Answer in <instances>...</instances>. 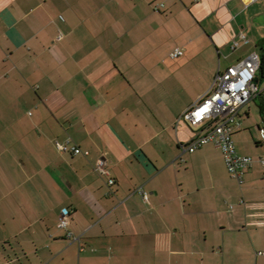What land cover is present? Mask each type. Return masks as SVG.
Returning a JSON list of instances; mask_svg holds the SVG:
<instances>
[{
    "label": "crops",
    "instance_id": "1",
    "mask_svg": "<svg viewBox=\"0 0 264 264\" xmlns=\"http://www.w3.org/2000/svg\"><path fill=\"white\" fill-rule=\"evenodd\" d=\"M262 47L264 0H0V264H264L252 100L247 186L213 144L180 149L183 112Z\"/></svg>",
    "mask_w": 264,
    "mask_h": 264
},
{
    "label": "built area",
    "instance_id": "2",
    "mask_svg": "<svg viewBox=\"0 0 264 264\" xmlns=\"http://www.w3.org/2000/svg\"><path fill=\"white\" fill-rule=\"evenodd\" d=\"M157 8V7H156ZM241 40L247 41L244 33L240 35ZM239 41H233L232 49L238 48ZM183 55L180 48L170 53L171 58ZM261 64L260 53L251 51L238 63L228 66L224 70H218L214 81L207 93L188 107L182 117L193 127L192 137L185 143L180 144L182 152H194L198 148L213 144L223 154L229 174L238 181L244 183L245 171L253 165V157L237 152L233 139L234 134L241 128L239 119L241 108L252 99L260 95L262 89L257 83V74ZM260 135L264 140V127L260 128ZM57 148L62 152L70 151L73 154L84 153L80 147L66 142H56ZM264 164V160L262 161ZM101 175H110L104 162L99 161L95 167ZM114 179H109L108 184H114ZM143 198L149 202L146 192ZM70 209L64 207L58 219V226L66 228L69 224ZM72 237V233L68 232ZM264 254V252H262Z\"/></svg>",
    "mask_w": 264,
    "mask_h": 264
},
{
    "label": "rangeland",
    "instance_id": "3",
    "mask_svg": "<svg viewBox=\"0 0 264 264\" xmlns=\"http://www.w3.org/2000/svg\"><path fill=\"white\" fill-rule=\"evenodd\" d=\"M260 53H261V49H260ZM231 59H225V58H222L221 59V65H222V69L226 68V66L228 65V62L230 61ZM259 74V73H258ZM263 93H264V79L261 83H259ZM261 98L260 97H256L255 99H252V104H251V107H250V116H249V119L244 121V126H248V128H250V130L252 131L253 133V136H254V139L252 141L251 138H248V146H251L253 145V147H257L256 146V141H257V136H258V133H257V124H260L261 127H264V118H262L260 112H259V108H258V105L261 103ZM235 142V140H234ZM264 145V143H262V146ZM260 147V146H259ZM252 156V155H251ZM259 156V155H258ZM261 157H264V154H260ZM253 158H257V152L255 153V155L252 156ZM255 158V159H256ZM244 185L243 187L247 186V181L244 180ZM260 249H258L259 251Z\"/></svg>",
    "mask_w": 264,
    "mask_h": 264
},
{
    "label": "trees",
    "instance_id": "4",
    "mask_svg": "<svg viewBox=\"0 0 264 264\" xmlns=\"http://www.w3.org/2000/svg\"><path fill=\"white\" fill-rule=\"evenodd\" d=\"M260 56H261V64L258 70L259 74H257L258 84L261 83L264 79V47L261 48ZM260 111L261 114L264 115V104H260Z\"/></svg>",
    "mask_w": 264,
    "mask_h": 264
},
{
    "label": "water",
    "instance_id": "5",
    "mask_svg": "<svg viewBox=\"0 0 264 264\" xmlns=\"http://www.w3.org/2000/svg\"><path fill=\"white\" fill-rule=\"evenodd\" d=\"M258 82V81H257Z\"/></svg>",
    "mask_w": 264,
    "mask_h": 264
}]
</instances>
